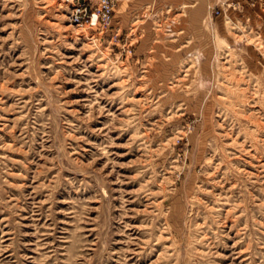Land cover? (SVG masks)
<instances>
[{
  "label": "rangeland",
  "instance_id": "1",
  "mask_svg": "<svg viewBox=\"0 0 264 264\" xmlns=\"http://www.w3.org/2000/svg\"><path fill=\"white\" fill-rule=\"evenodd\" d=\"M70 1L0 0V264H264V0Z\"/></svg>",
  "mask_w": 264,
  "mask_h": 264
},
{
  "label": "built area",
  "instance_id": "2",
  "mask_svg": "<svg viewBox=\"0 0 264 264\" xmlns=\"http://www.w3.org/2000/svg\"><path fill=\"white\" fill-rule=\"evenodd\" d=\"M114 7V0H98V7L96 11V15L98 19L103 23H108L111 20L112 10ZM70 12V17L73 21L80 23V16L78 15L80 8L79 6H73Z\"/></svg>",
  "mask_w": 264,
  "mask_h": 264
},
{
  "label": "bare ground",
  "instance_id": "3",
  "mask_svg": "<svg viewBox=\"0 0 264 264\" xmlns=\"http://www.w3.org/2000/svg\"><path fill=\"white\" fill-rule=\"evenodd\" d=\"M69 1H70V0H69ZM70 2H71V1H70ZM71 11H74V10L71 9ZM69 18H70V15H69ZM70 20H71L72 23L74 22L73 19H70ZM76 24H77V23H76Z\"/></svg>",
  "mask_w": 264,
  "mask_h": 264
},
{
  "label": "crops",
  "instance_id": "4",
  "mask_svg": "<svg viewBox=\"0 0 264 264\" xmlns=\"http://www.w3.org/2000/svg\"><path fill=\"white\" fill-rule=\"evenodd\" d=\"M185 3H187V2H185Z\"/></svg>",
  "mask_w": 264,
  "mask_h": 264
}]
</instances>
